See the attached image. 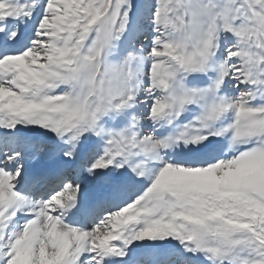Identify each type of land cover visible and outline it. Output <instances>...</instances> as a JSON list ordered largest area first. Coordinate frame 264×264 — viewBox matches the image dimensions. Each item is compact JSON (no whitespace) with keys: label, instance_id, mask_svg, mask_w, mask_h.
Here are the masks:
<instances>
[{"label":"snow or ice","instance_id":"obj_1","mask_svg":"<svg viewBox=\"0 0 264 264\" xmlns=\"http://www.w3.org/2000/svg\"><path fill=\"white\" fill-rule=\"evenodd\" d=\"M0 264H264V0H0Z\"/></svg>","mask_w":264,"mask_h":264}]
</instances>
